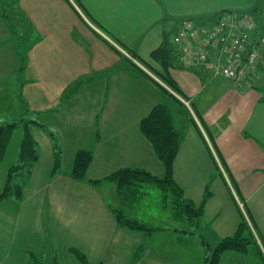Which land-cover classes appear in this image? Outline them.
<instances>
[{"label":"crops","instance_id":"1","mask_svg":"<svg viewBox=\"0 0 264 264\" xmlns=\"http://www.w3.org/2000/svg\"><path fill=\"white\" fill-rule=\"evenodd\" d=\"M16 4L22 21H13L24 24L26 32L19 37L28 42L18 68L17 121L31 115L45 128L30 129L40 157L22 187L21 200L0 202V264H83L78 255L87 264H203L202 241L213 247L233 235L245 212L257 237L264 239V68L258 65L246 90L203 69H170L167 74L188 102L179 106L170 102L162 80L147 71L146 64L144 76L129 73L123 62L129 49L154 65L150 53L161 44L165 28L226 10L252 15L256 33L264 36V0H16ZM14 27L4 24L1 36L8 52L10 34L13 43L19 34ZM162 102L171 103L175 127L182 134L173 162L174 182L196 205L209 184L210 196L192 233L173 231L169 206V218L149 215L156 222L150 225L161 230L146 233L121 227L114 210L130 216L137 204L144 206L154 197L145 192L135 203L118 193L112 182L90 183L123 169L164 174L139 129L140 120ZM16 129L21 135L14 141L11 137L0 162V192L8 168L16 163L21 124ZM45 129L61 149L55 173L54 144ZM81 149L92 153V161L86 180L75 181L69 173ZM155 190V198L162 202L161 192ZM219 264L259 260L250 246L246 254L223 253Z\"/></svg>","mask_w":264,"mask_h":264},{"label":"trees","instance_id":"2","mask_svg":"<svg viewBox=\"0 0 264 264\" xmlns=\"http://www.w3.org/2000/svg\"><path fill=\"white\" fill-rule=\"evenodd\" d=\"M220 14L218 13L210 17L181 20L178 23L169 25L168 28H165L161 44L150 53V59L153 61L154 65L145 63L144 60L137 56V54L127 49L126 53H124V55L122 54L124 56L123 62L125 64V69L129 73H135L136 71L144 76H146V72L151 69L152 72H155L162 80V83L164 84L162 89L170 98V102L182 106L183 103L174 96L170 90L179 96L182 92L176 82L167 74V71L170 69H186L179 60V48L173 38L177 35L180 28H182L184 22L189 21L199 25H205L214 21ZM248 15L250 14L248 13ZM252 18L254 19L253 16ZM145 64L146 67L144 66V68L147 71L143 68V65ZM198 69L203 68L201 66H196L186 70L196 71ZM262 99L264 100V96ZM170 102L158 103L150 110L148 115L143 117L139 122L140 132L150 143L156 157L164 168V177H157L143 170L123 169L118 170L101 180H91L90 183L97 186L102 182H112L116 184L118 188L125 187V191L120 188L122 193L128 196V199H134V197H136L133 202L139 203L144 196V193L139 192L138 186H132V181L136 177L142 176L145 180L157 186V189L163 196L161 202L162 206H169V208H171L170 216H172L173 231L192 233V230L199 227L202 209L210 196L209 184L205 186L202 199L200 203L196 205L185 198L181 188L174 182L173 162L182 141V134L175 127L174 113ZM190 120L195 123L192 117ZM19 124H21L22 137L18 145L17 159L16 163L8 168L7 181L3 190L0 192V202L5 201L8 198H13L15 202L21 200L22 187L28 182L32 169L40 157L38 146L32 137L30 129L34 125L41 128L45 127L37 118H32L30 115V118L28 119L0 126V162L4 159L11 136ZM45 130L50 135L54 144L53 173H55L60 165L61 149L54 134L48 129ZM91 161L92 153L90 151L85 149L78 150L70 169V178L75 181L86 180V171ZM140 195L143 196L138 197ZM131 202L132 201L130 200L127 201L129 204H132ZM123 212L124 211L120 209L114 210L118 225L121 227L131 230L145 231L146 233H152L162 229L151 226V223H149L148 220L141 221L137 218H132ZM185 226L189 227L191 231H188ZM202 244L206 250L203 264H219L220 256L225 252L246 254L250 246L255 247L259 264H264V239L257 237L256 233L251 230L243 216L233 235L222 238L213 247L204 240L202 241ZM78 256L83 264H87L83 256ZM35 263L41 264V262L38 261H35Z\"/></svg>","mask_w":264,"mask_h":264},{"label":"built area","instance_id":"3","mask_svg":"<svg viewBox=\"0 0 264 264\" xmlns=\"http://www.w3.org/2000/svg\"><path fill=\"white\" fill-rule=\"evenodd\" d=\"M256 29L250 15L227 12L205 25L184 22L173 40L184 68L201 66L214 76L228 79L236 89L246 90L253 83L258 65L264 68V36Z\"/></svg>","mask_w":264,"mask_h":264},{"label":"rangeland","instance_id":"4","mask_svg":"<svg viewBox=\"0 0 264 264\" xmlns=\"http://www.w3.org/2000/svg\"><path fill=\"white\" fill-rule=\"evenodd\" d=\"M17 10L18 8H17L16 0H0V61H4L0 63V126L13 122L16 123L18 117L20 116V112H19L20 107L18 104L14 103V99L19 92V86L21 82V76H20V72L18 71V68L20 67L21 62L24 60L23 57L24 54L26 53L25 50L28 47L27 45L28 42H24L23 40H21V37H19V35L22 34L23 31L26 32L24 30V24L22 22L18 24V22L13 21L15 20V18L16 19L18 18L19 21H22L21 16L18 14ZM238 10L239 9L237 10L232 9L230 11L226 10L223 11V13H227V12H232L234 14L237 12L242 13V11L240 10L238 11ZM8 18L10 22L7 20ZM4 24L7 25L11 24L17 26L14 27L13 31L19 33V34L14 33L16 36L15 43H13L14 38L13 36H11L12 33L10 34L9 38H12V40L8 42L9 44L7 43V46L8 45L10 46L9 52L5 47V42L3 38H1L3 34ZM31 39L32 38H30L29 42H31ZM11 48L15 50L14 53L11 52ZM13 65L15 66L14 69L16 70H12ZM179 97H180L179 100L183 104L185 103V105L188 106V102H184L183 98L181 96ZM19 134L21 135L20 129H15L13 135L11 136L13 138V141L14 138H16V136ZM10 147H9V151H10ZM164 175L165 173L161 177H164ZM147 184H149V186H146ZM150 184L153 183L145 180V178L142 176H138L135 179H133L132 186L135 185L138 186L139 192L142 193L148 192L149 195H151L149 197H154V199L147 198L148 200L144 202V206H141L142 203L137 204L135 208L131 209L129 214L132 218L137 217V219L148 220L149 222H151V224H154L156 222L154 221L153 223V219H151L150 216H153V218H158L157 220H160L159 218L162 219V217L169 218V210L166 207L163 209L161 201L160 200L158 201L159 198H155L156 196L154 195V191H156L155 188L157 189V186H155L154 184L153 185ZM148 187H150L151 189H148ZM120 188L122 187L117 188L118 193H122ZM122 189L125 191V187ZM231 192L232 193L234 192V194L236 195V190H232ZM135 198L136 197H134V199ZM237 202H240L241 203L240 206H243V203L241 201L237 200ZM242 216L245 218L246 222L248 223L246 212L244 214L242 213ZM251 230L253 231L252 228Z\"/></svg>","mask_w":264,"mask_h":264}]
</instances>
